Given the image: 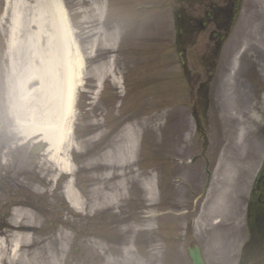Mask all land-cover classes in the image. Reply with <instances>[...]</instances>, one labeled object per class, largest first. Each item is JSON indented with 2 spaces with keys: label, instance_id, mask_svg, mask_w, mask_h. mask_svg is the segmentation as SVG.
Listing matches in <instances>:
<instances>
[{
  "label": "rangeland",
  "instance_id": "1",
  "mask_svg": "<svg viewBox=\"0 0 264 264\" xmlns=\"http://www.w3.org/2000/svg\"><path fill=\"white\" fill-rule=\"evenodd\" d=\"M198 3L66 0L87 59L74 125L77 146L71 151L77 174L69 181L55 171L48 145L37 144L39 137L26 142L17 131L11 115L17 101L11 95L10 60L4 53L15 29L19 40L32 32L26 23L31 15L20 0H0V240L7 236L11 246L18 225L22 232L34 225L32 235L50 250L49 255L52 249L60 252L64 243L60 264H108L111 258L126 264L129 249L138 264H191L188 248L193 245L201 247L207 264H238L247 240L246 203L264 160V59L257 47L264 38V0H245L217 66L193 61L194 54L202 52V38L188 51L190 79L197 78L188 86L180 70L177 19L179 14L188 21L202 18L204 6ZM17 12L22 15L18 24ZM204 83L214 88L213 97L206 96L208 103L197 114L192 101ZM154 114L162 118L151 124ZM251 115L257 118L249 125ZM136 122L137 155L128 169L126 207L121 213L130 217L123 228L113 227L115 217L75 213L64 198L69 182L88 195L91 184L79 170L93 156H105L117 141L127 149L128 127ZM194 156L200 159L193 165ZM229 165L232 172L225 173ZM151 179H155L153 191ZM14 190H22L29 201L13 195L12 203L9 194ZM152 193L156 207L148 209ZM259 196L264 203V193ZM212 198L219 202L216 218L198 228L201 212L209 207L203 201ZM19 201L39 212L30 211L32 216L27 217L28 208L18 206ZM258 212L264 234V206ZM125 225L131 229L124 230ZM112 247L120 250L106 255L105 249ZM260 254L257 264H264V248Z\"/></svg>",
  "mask_w": 264,
  "mask_h": 264
},
{
  "label": "bare ground",
  "instance_id": "2",
  "mask_svg": "<svg viewBox=\"0 0 264 264\" xmlns=\"http://www.w3.org/2000/svg\"><path fill=\"white\" fill-rule=\"evenodd\" d=\"M20 1L23 10L31 15L26 23L32 32L25 40H19L15 29L10 42L8 41L9 85L12 87L11 95H15L17 101L16 105L11 106V115L21 137L27 141L35 136L41 137L42 142L48 145V152L51 155L48 157L55 166V171L73 179L75 170L69 152L75 150L77 145L71 132L77 116L75 102L86 76L87 59L71 27L63 0ZM14 16L18 24L22 18L21 12L15 13ZM257 47L264 59V38ZM27 109L31 117L30 122L25 118L28 116ZM36 114L40 117L38 118ZM23 117L24 119H21ZM161 118V115L154 114L149 121L153 124ZM256 118L255 115H251L249 125L253 124ZM137 123L128 127L131 139L127 149L120 147L117 141L113 147L108 148L105 156H93L80 170L87 174L85 179L91 184L88 195L70 186L69 182L65 199L75 213L79 215L88 213V217L92 215L115 217L113 227L123 228L121 224L130 217L127 214L121 216V213L125 212L126 207L125 186L130 179L128 169L133 165L134 156L137 155L135 146L139 138ZM241 125L245 126V122H241ZM246 128L245 126L242 131ZM90 142L91 140H88V143ZM232 166H227L225 173H231ZM51 171L50 169L49 172ZM156 175L159 179V174ZM151 180L149 190L153 191L151 183L154 184L155 179ZM209 200L203 201L209 207L201 212L197 222L198 228H202L209 219L216 218L219 202L216 198ZM155 201L152 193L147 201L148 209L156 207ZM117 209L120 212L117 213ZM25 214L27 217L32 216L28 210ZM148 218L150 217H142V222ZM28 219L32 221L31 218ZM17 228L13 245L8 246L7 236L0 240V264H59V253L65 250L64 243L60 252L58 249H52V255H49L50 250L44 249V246L33 237L32 234H36L37 230L34 225L26 232H22L24 230L22 225H18ZM124 228L131 229L128 225ZM62 238L70 240L68 235H63ZM94 248L104 250L99 245H95ZM109 250L114 255L113 252L120 248L112 247ZM105 254H108L107 249ZM125 258L126 264H138L131 250L127 251ZM109 260L111 261H108V264H121L114 258Z\"/></svg>",
  "mask_w": 264,
  "mask_h": 264
},
{
  "label": "flooded vegetation",
  "instance_id": "3",
  "mask_svg": "<svg viewBox=\"0 0 264 264\" xmlns=\"http://www.w3.org/2000/svg\"><path fill=\"white\" fill-rule=\"evenodd\" d=\"M233 1L234 0H216V2H222V4L223 5H225L226 7H228V6H231V4L233 3ZM208 18V17H207ZM207 20V22H208V24H207V26H205V27H208V26H210L211 24H215L217 27L219 26V25H221V23H218V18H214L212 21H210V19L208 18V19H206ZM203 26H204V24H205V22H202L201 23ZM219 27H221V26H219ZM196 33V31L195 30H189L188 31V36H190V35H194ZM187 38H189V37H187ZM219 45V44H218ZM217 45V46H218ZM215 50H216V48H215ZM194 60H197V59H202L203 61H207V62H210V61H212V58H211V56H207V57H199V56H196V57H194L193 58ZM260 193V192H259Z\"/></svg>",
  "mask_w": 264,
  "mask_h": 264
},
{
  "label": "water",
  "instance_id": "4",
  "mask_svg": "<svg viewBox=\"0 0 264 264\" xmlns=\"http://www.w3.org/2000/svg\"><path fill=\"white\" fill-rule=\"evenodd\" d=\"M193 264H205L199 248L190 251Z\"/></svg>",
  "mask_w": 264,
  "mask_h": 264
}]
</instances>
